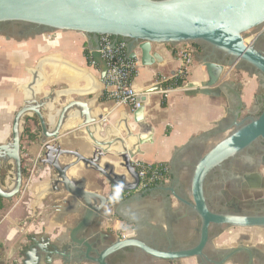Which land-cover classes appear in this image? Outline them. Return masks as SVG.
I'll return each mask as SVG.
<instances>
[{
    "label": "water",
    "instance_id": "obj_1",
    "mask_svg": "<svg viewBox=\"0 0 264 264\" xmlns=\"http://www.w3.org/2000/svg\"><path fill=\"white\" fill-rule=\"evenodd\" d=\"M17 26L25 28V31L17 32ZM263 30L264 0H0L1 40L12 41L55 31L78 33L86 38L90 58L99 66V78L95 82L84 69L55 55L38 60L33 68L26 70L29 81L20 86L22 106L14 114L9 139L0 144V176L3 165L11 167L6 180L1 181L0 178L1 200L17 197L22 188L20 138L27 119L34 120L39 129L37 137L43 151L41 164L56 173L57 183L69 196L62 202L71 206L65 212L73 219V225L68 230L69 241L60 251L57 247H53L51 252L41 249V252L47 253L43 264L51 263L49 257L52 253L60 255L66 262L109 264L107 259L110 255L126 249L136 250L152 258L138 256L133 264H176L182 259L200 256L209 240L211 225H264V217L213 214L204 196L205 182L214 168L256 140L264 142V109L256 118H247V123L243 120L253 111L260 95L259 88L264 87V52L258 47L264 38ZM104 35L124 42L128 59L135 60L138 51L142 68L157 62L158 56L151 52L154 44L173 48L180 44L197 45L200 50L197 57L205 67L206 80L185 83L181 90L187 96H227V84L234 85L224 82L230 70L247 72L257 78L254 99L239 114L241 104L235 94L239 103L231 114L233 120L229 133L191 163L178 186H175L178 180L174 171H170L167 175L168 184L136 192L139 180L131 161L141 154L140 146L153 143V128L146 123L143 104L148 94L159 90L158 86L143 91L141 106L131 112V126L130 118L124 113L111 125L106 124L107 119L101 111L90 114V109L103 94L107 67L98 50L99 37ZM45 68H49L51 74H56L59 68H66L76 73L82 81L88 82V85L78 90L64 88L44 91L43 86L47 82ZM71 96L77 98L69 99ZM69 120H78L75 129L85 134L84 140L93 149L89 158L59 146L60 131ZM75 140L80 143V135ZM63 156L74 160L61 166L59 159ZM101 161L104 162L103 167L99 165ZM79 164L97 172L117 192L129 194L117 204L118 208L138 200L159 205L157 199L162 197H172L175 206L181 211L182 206H186L199 219L195 244L185 247L177 243L178 249H174L176 246L171 237L157 235L144 223L143 219L151 217V214L141 212L140 218L120 216L117 208L113 210L112 206H107L108 210L104 213L107 199L78 186L80 172L76 167ZM120 169L125 170L133 180L130 186L122 184ZM71 171L75 173L74 179L67 176ZM47 191L54 190L51 188ZM92 201H97V204ZM54 209L62 211L60 205ZM110 211L126 220V224H134L133 237L109 241V236L97 232ZM150 234H156V237ZM224 239L222 236L219 241ZM40 262L39 255L31 253L23 264ZM0 264L5 263L1 261Z\"/></svg>",
    "mask_w": 264,
    "mask_h": 264
},
{
    "label": "crops",
    "instance_id": "obj_2",
    "mask_svg": "<svg viewBox=\"0 0 264 264\" xmlns=\"http://www.w3.org/2000/svg\"><path fill=\"white\" fill-rule=\"evenodd\" d=\"M192 45L195 55L185 83L206 80L205 67L197 57L200 54L199 47ZM85 50L90 55L86 38L74 32L55 31L12 41L0 39V144L9 139L14 114L22 106L20 86L29 81L26 70L33 68L41 58L55 55L77 68L84 69L97 82L99 68L90 65L84 56ZM151 52L158 56L157 62L142 68L138 59L139 52L136 51L137 58L134 61L137 62V71L131 82L135 91L143 93L157 86L158 77L173 75L178 66L177 47L154 44L151 46ZM46 69L49 68H45L47 82L43 86L44 91L64 88L78 90L88 85V82L82 81L76 73L66 68H59L56 74L50 75L51 72L47 73ZM224 82H232L234 85L227 84V96L219 98L187 96L181 89H176L163 102L158 92L148 94L143 106L146 123L153 128V143L140 146L141 154L134 157L133 161L146 165L164 164L168 168V175L170 171H174L178 180L175 186H178L191 163L229 133L228 129L233 120L231 114L238 103L241 104L240 114L254 99L257 78L252 74L250 76L247 72L230 70ZM235 94L238 95L239 102ZM75 98L77 97L71 96L69 99ZM97 111L105 115L106 124L116 122L122 113L130 118L129 125L132 124L130 109L126 106L115 107L106 100L104 93L99 97L98 103L90 109V114L93 115ZM77 123L78 120L66 122L60 131L58 144L62 149L74 150L89 158L93 149L84 140L85 134L78 133L75 129ZM25 127L30 129L35 140L32 141L22 132L20 144L23 180L20 194L11 200L0 199V262L5 264H23L31 253L39 255L40 264H43L47 253L41 252V249L51 252L53 247H57L60 251L69 241L68 230L73 225L72 217L65 213L71 206L62 204L69 196L57 183L56 173L41 164L43 151L38 142V126L34 120L27 119ZM78 135L81 137L80 143L75 140ZM73 160L72 157L63 156L59 159V164L64 166ZM35 161L36 165L31 172ZM99 165L103 167L104 162H99ZM76 169L80 172L79 187L96 192L107 199L104 213L108 210L107 206H112L113 210L117 208L120 216L140 218L141 212L151 214V217L143 219L144 223L157 235L169 236L172 230L165 221V207L173 214L181 212L172 197L157 199L159 205L147 200H138L118 208L117 204L125 198L116 203H109V196L119 193L113 186L91 168H83L79 164ZM119 174L123 177L124 186L133 183L125 170L120 169ZM67 176L74 179V171L67 173ZM29 177L31 181L24 187ZM51 188L54 191L48 192ZM92 203L97 204V201ZM57 205L61 206L62 211L54 209ZM120 216L110 211V215L103 220L97 232L109 236L111 241L133 237L134 224H126V220ZM193 234L194 221L191 220L187 236L191 237ZM49 259L50 264H77L74 261L66 262L54 253Z\"/></svg>",
    "mask_w": 264,
    "mask_h": 264
},
{
    "label": "flooded vegetation",
    "instance_id": "obj_3",
    "mask_svg": "<svg viewBox=\"0 0 264 264\" xmlns=\"http://www.w3.org/2000/svg\"><path fill=\"white\" fill-rule=\"evenodd\" d=\"M18 28L17 26V32L25 31V28ZM258 47L264 52V38L259 42ZM258 93L260 95L253 111L243 119L245 123L248 122L247 118H256L264 109V87H260ZM10 170L9 165L1 167L2 181ZM124 194L121 193L123 198L129 196ZM204 196L207 207L213 214L264 217V142L260 139L256 140L248 148L214 168L205 182ZM191 220L194 221L195 232L193 236L188 237ZM165 221L172 230L168 237L175 242L174 249H178L177 243L185 247L195 244L199 219L186 206H182V211L177 214L165 209ZM222 236L225 237L224 241H219ZM138 256L146 255L133 249H126L124 252L110 255L107 262L133 264ZM146 258L150 257L146 256ZM181 261H185V264H191L190 262L192 264H264V225L255 227L211 225L209 240L200 256L182 259L176 264H184Z\"/></svg>",
    "mask_w": 264,
    "mask_h": 264
},
{
    "label": "built area",
    "instance_id": "obj_4",
    "mask_svg": "<svg viewBox=\"0 0 264 264\" xmlns=\"http://www.w3.org/2000/svg\"><path fill=\"white\" fill-rule=\"evenodd\" d=\"M178 66L169 77H158L156 84L159 87L157 91L161 100L165 102L169 94L181 89L185 84L189 69L193 63L195 48L192 44H180L177 46ZM99 55L105 62L107 71L103 80V93L107 101L111 102L115 107L126 106L131 112L141 106L140 98L142 92L135 91L131 82L137 71V62L126 57L125 43L112 37L104 35L99 37ZM92 67L99 66L91 61ZM180 82L181 86L171 87L169 83ZM133 168L138 177V185L136 192L146 191L154 186L167 183L168 168L164 164L146 165L139 161H131ZM36 165L33 164L32 170ZM31 178L29 177L24 187L28 186Z\"/></svg>",
    "mask_w": 264,
    "mask_h": 264
},
{
    "label": "trees",
    "instance_id": "obj_5",
    "mask_svg": "<svg viewBox=\"0 0 264 264\" xmlns=\"http://www.w3.org/2000/svg\"><path fill=\"white\" fill-rule=\"evenodd\" d=\"M84 56H85V58L87 59L88 62H91V61H92L91 58H90L89 53L87 52V50L84 51ZM169 85H170L171 87L181 86V85H180V82H171V83H169ZM167 133H168V132H167ZM23 134L28 135V137H29L32 141L35 140V137H34L33 133L30 132V129H29L28 127H25V128H24ZM0 178H1V181H2V178H3L2 175L0 176ZM122 199H123V196H121V193H114V194H111V195L109 196V203H116V202H118V201H121Z\"/></svg>",
    "mask_w": 264,
    "mask_h": 264
},
{
    "label": "rangeland",
    "instance_id": "obj_6",
    "mask_svg": "<svg viewBox=\"0 0 264 264\" xmlns=\"http://www.w3.org/2000/svg\"><path fill=\"white\" fill-rule=\"evenodd\" d=\"M46 72L49 73V72H50V69H46ZM50 74H51V73H49V75H50ZM25 201H26V199H25ZM23 203H24V200H23ZM23 203H21V205H22Z\"/></svg>",
    "mask_w": 264,
    "mask_h": 264
}]
</instances>
